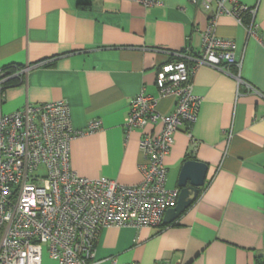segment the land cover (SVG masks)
I'll list each match as a JSON object with an SVG mask.
<instances>
[{
  "label": "crops",
  "instance_id": "obj_1",
  "mask_svg": "<svg viewBox=\"0 0 264 264\" xmlns=\"http://www.w3.org/2000/svg\"><path fill=\"white\" fill-rule=\"evenodd\" d=\"M238 1L255 8L257 37L228 15L217 18L215 33L233 40L240 77L259 93L209 65L195 69L197 120L173 134L165 185L178 188L187 160L206 164L204 184L168 224L102 228L94 250L99 264L111 258L116 264H256L264 255V0ZM159 2L0 0V69L31 65L3 89L0 114L65 100L73 129L101 121L98 130L71 140V169L138 184L141 131L124 128L130 100L144 92L157 98L159 112L172 110L173 98L159 97L156 73L174 53H200L208 16L199 1Z\"/></svg>",
  "mask_w": 264,
  "mask_h": 264
},
{
  "label": "built area",
  "instance_id": "obj_2",
  "mask_svg": "<svg viewBox=\"0 0 264 264\" xmlns=\"http://www.w3.org/2000/svg\"><path fill=\"white\" fill-rule=\"evenodd\" d=\"M130 1L144 6L160 3ZM198 1L208 12L200 53H174L175 59L162 64L156 73L159 97H172V110L159 112L157 98L144 92L130 100L124 128L141 131L138 146L144 161L138 184L127 186L105 176L82 177L71 169V140L98 130L101 121L91 120L85 129H73L65 100L26 103L0 114V264H41L44 246L58 264H99L94 250L102 228L161 224L179 192L166 188L164 157L178 127H189L197 120L201 103V97L192 92L195 69L209 65L259 93L240 77L233 40L215 33L217 18L228 15L257 37L255 8L238 0H192ZM30 68L29 64L15 66L10 73L0 69V102L3 84L11 77L22 80ZM110 263L116 260L111 258Z\"/></svg>",
  "mask_w": 264,
  "mask_h": 264
},
{
  "label": "water",
  "instance_id": "obj_3",
  "mask_svg": "<svg viewBox=\"0 0 264 264\" xmlns=\"http://www.w3.org/2000/svg\"><path fill=\"white\" fill-rule=\"evenodd\" d=\"M207 166L196 160L185 161L180 169L177 186L179 188L176 203L165 210L162 222L168 224L184 212L197 198L204 184Z\"/></svg>",
  "mask_w": 264,
  "mask_h": 264
},
{
  "label": "trees",
  "instance_id": "obj_4",
  "mask_svg": "<svg viewBox=\"0 0 264 264\" xmlns=\"http://www.w3.org/2000/svg\"><path fill=\"white\" fill-rule=\"evenodd\" d=\"M14 67H15V66H10V67H7L6 69H8V72L10 73V72L13 71ZM3 69H5V68H3ZM17 80H19V79L14 78V77L9 78V79L3 84V86H4L3 88H5V86L8 85L9 83L14 82V81H17ZM256 264H264V255H260V256H258V257L256 258Z\"/></svg>",
  "mask_w": 264,
  "mask_h": 264
},
{
  "label": "rangeland",
  "instance_id": "obj_5",
  "mask_svg": "<svg viewBox=\"0 0 264 264\" xmlns=\"http://www.w3.org/2000/svg\"><path fill=\"white\" fill-rule=\"evenodd\" d=\"M41 264H58L56 261L52 260L49 257L48 251L46 247L44 246L43 252H42V261Z\"/></svg>",
  "mask_w": 264,
  "mask_h": 264
}]
</instances>
